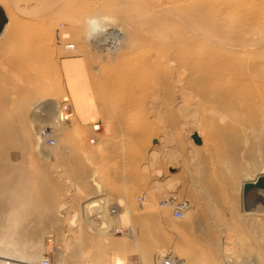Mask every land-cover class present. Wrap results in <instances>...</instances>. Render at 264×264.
I'll use <instances>...</instances> for the list:
<instances>
[{"label":"rangeland","instance_id":"rangeland-1","mask_svg":"<svg viewBox=\"0 0 264 264\" xmlns=\"http://www.w3.org/2000/svg\"><path fill=\"white\" fill-rule=\"evenodd\" d=\"M14 1L0 0L2 15L16 16L0 40V264H162L163 255L177 264H264V213L245 215L241 195L242 184L264 170V119L205 107L196 113L177 97L153 100L150 91L140 92L142 100L136 90L128 96L122 69L136 64L135 48H156L134 39L143 7H151L143 0H66L48 8L18 0L21 13ZM205 2L183 10L201 29L222 19L231 31L237 18L243 27L259 16L235 14L233 0ZM88 3L97 6V29L118 47L128 39V49L109 54L88 39ZM21 42L30 45L14 49ZM133 69L151 72L138 63ZM68 75L87 86L98 130L74 118ZM51 100L61 120L34 125L32 107ZM166 104L177 109L169 115ZM169 198L187 204L181 219L160 206ZM113 204L118 219L109 213Z\"/></svg>","mask_w":264,"mask_h":264},{"label":"bare ground","instance_id":"bare-ground-1","mask_svg":"<svg viewBox=\"0 0 264 264\" xmlns=\"http://www.w3.org/2000/svg\"><path fill=\"white\" fill-rule=\"evenodd\" d=\"M16 1L18 0L14 1L15 4L13 7L15 11L13 12H23L22 9L24 8L21 7L22 9H20ZM63 1L66 0H35V4L41 8H48L52 7L53 3L61 4ZM111 1L115 3L116 0ZM143 1L147 2L151 7H143L141 11L142 15L140 16L141 18L138 20L139 22H137L139 27H136L138 30H136L134 34V39L136 38L138 41H143L144 43H154L156 48H151L150 50H145L140 53L135 52V48V51L132 52L135 63H138L139 65L143 64L146 68L150 69V74L142 75L140 72L134 73L133 70L135 69H133V67L136 64L130 69H122V83L124 82L122 87L123 90H125V93L127 92L126 94L128 96L131 95L132 90H136L138 92L137 99L142 100L144 96L142 97L140 92L144 91L147 93V91H150L153 100L156 101L158 99L168 101L169 99H174V97L180 98V102L183 105H188V107L191 108L190 111L192 110L193 112H198L201 107H205L210 113L214 114L245 111V113L247 112V114H250L253 117L259 116L261 117V120L264 119V33H262L264 32V0H233L235 14L241 12H257L259 16L253 18L249 23H244L243 27L239 24L240 18H237L231 31H227L226 27L223 26L224 20L222 19L217 21V25L216 22L214 25L204 23L203 29L188 21L187 17L183 14V10L186 8L185 5L188 2L194 1L206 4V0ZM49 3H51L52 6L49 5ZM93 3H88L87 10L84 11L87 17L86 20L92 24L89 29L88 39L89 37L90 39L93 38L96 45L101 46L105 49L106 53L109 54L115 53L120 48L128 49V39L122 41L121 47H118L117 41L113 39L112 36L106 34V32H100L97 29L96 19L92 17L97 12V6L93 5ZM126 3L130 6L132 2L131 0H126ZM24 7L27 8L26 6ZM136 7L139 6L136 4ZM148 10H152V12H149ZM2 11L3 10L0 9V40L4 37L8 38V36H10L11 25L13 22L16 23L14 21L16 16L12 17L14 13L11 17H6L2 15ZM19 14L17 15L20 16ZM23 15L25 14H22V16ZM19 23L20 22H18V24ZM218 28L223 32L219 31ZM192 29L194 31H192ZM205 29L211 30L206 32ZM15 32L14 34H16ZM224 33L226 35L229 34V37L224 38ZM29 45L30 42H21L18 46H15L14 49L17 47H21L20 49H22ZM140 46L142 48V45ZM77 79V77H73L72 82H75ZM72 82L70 87L78 113L83 115L85 113L87 115L92 114V116H94L93 114L96 113L93 104H86V93L88 92L87 86H73ZM57 105L56 102L51 100L50 102L44 101L43 103L32 107L30 119L33 124L39 125L44 121H50V118L53 115L61 120ZM165 106L164 110L165 112H168L169 115L177 109L170 104H166ZM181 106L182 105H180V107ZM0 111H3L1 105ZM1 112L0 114H2ZM19 112H21L20 109ZM59 122L60 121H58V123ZM37 133L38 137L44 136L42 131ZM263 171L258 173L254 179L252 178V180L245 181L242 184V212H244L245 215H261L264 213ZM22 185L23 182L19 179L17 186L20 187ZM93 203L94 201L88 203L87 206L92 205ZM114 206V204L109 205V213L113 218L118 219L122 214H120V216ZM110 223L112 224V222ZM252 223L253 222H251V224ZM107 226H109V224ZM100 227L99 229H101ZM167 257L169 256L163 255L161 257V263L167 259ZM169 259L177 264V259L175 261L171 256ZM21 263L27 264L26 262Z\"/></svg>","mask_w":264,"mask_h":264},{"label":"crops","instance_id":"crops-1","mask_svg":"<svg viewBox=\"0 0 264 264\" xmlns=\"http://www.w3.org/2000/svg\"><path fill=\"white\" fill-rule=\"evenodd\" d=\"M23 50H21V52ZM16 60H17V63L18 64H21V67H23L26 64V61L22 57H20V56L17 57ZM64 74H65V76L67 78V73L65 71H64ZM71 82H72V75H71V77H70V75H68V87H69L70 92H71V87H70ZM75 84L76 83L72 82V85L73 86H76ZM70 103H71V107H72V114L74 115V118L76 119V121L80 125H82V126H89V125L94 126V125H96V123H97L96 114H93L94 116H92V114L91 115L90 114L87 115L85 113L83 115V114L78 113L77 108H76V105H75V102L73 100V94H72V92L70 94Z\"/></svg>","mask_w":264,"mask_h":264},{"label":"built area","instance_id":"built-area-1","mask_svg":"<svg viewBox=\"0 0 264 264\" xmlns=\"http://www.w3.org/2000/svg\"><path fill=\"white\" fill-rule=\"evenodd\" d=\"M68 48H73L72 46H68ZM93 130L96 131L98 130V126L95 125L93 126ZM47 144L52 146L54 144L53 140L52 139H47ZM141 200L140 198H138V201ZM160 206L161 207H168L170 208L171 212H172V215L174 218L176 219H181L184 215V212L186 210V203L185 202H178L176 201L175 199L173 198H169L165 201H161L160 202ZM169 257H167V259H165L164 261H162V264H175L172 262V260L169 259Z\"/></svg>","mask_w":264,"mask_h":264},{"label":"water","instance_id":"water-1","mask_svg":"<svg viewBox=\"0 0 264 264\" xmlns=\"http://www.w3.org/2000/svg\"><path fill=\"white\" fill-rule=\"evenodd\" d=\"M191 139L194 142V144H196V145L201 144V139L199 138V136L196 133L192 134ZM260 186H261V184H260Z\"/></svg>","mask_w":264,"mask_h":264}]
</instances>
